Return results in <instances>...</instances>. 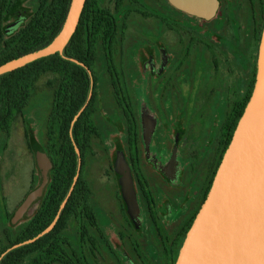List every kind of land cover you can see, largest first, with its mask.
I'll list each match as a JSON object with an SVG mask.
<instances>
[{"label": "rangeland", "instance_id": "374dc122", "mask_svg": "<svg viewBox=\"0 0 264 264\" xmlns=\"http://www.w3.org/2000/svg\"><path fill=\"white\" fill-rule=\"evenodd\" d=\"M97 1L117 24L114 58L134 109L139 171L154 204L149 207L131 166L126 122L112 96L98 42L91 68L95 133L84 169L98 230L90 226L88 241L81 245L78 218L71 217L62 233L63 249L85 264H173L223 155L224 121L255 79L260 44L254 34L264 0H215L209 17L177 9L167 0H140L154 14L148 17L138 1ZM8 8L0 22V51L11 47L36 15L39 0H9ZM155 14L166 16L171 26ZM52 66L47 61L33 73L25 104L0 132L4 245V231L16 239L48 191L54 164L46 139L48 119L53 106L61 104L62 84Z\"/></svg>", "mask_w": 264, "mask_h": 264}, {"label": "trees", "instance_id": "16d2710c", "mask_svg": "<svg viewBox=\"0 0 264 264\" xmlns=\"http://www.w3.org/2000/svg\"><path fill=\"white\" fill-rule=\"evenodd\" d=\"M70 1L39 0L36 15L26 28L13 38L12 46L0 51V65L48 46L63 27ZM123 1L127 3L138 1L139 5L149 12L146 17L150 14L154 15L140 0ZM8 4L9 0H0V22L5 14L10 13ZM155 15L168 28L171 26L166 16ZM263 26L264 4L261 7L260 24L254 34L257 44L261 42ZM116 33L117 24L112 13L101 8L97 0H86L76 31L61 53L36 60L0 76V132L6 129L13 113L25 104L28 97L29 79L39 66L50 61L52 67L59 70L62 83L59 94L61 104L53 106L48 119L46 139L54 161L48 191L39 208L16 239H12L10 230L4 231L8 245L0 241V264H25L29 258L31 259L28 264H52L55 261L61 264H85L82 259L77 258L73 251L68 252L63 249L62 233L71 217L78 218L81 245L88 241L90 226L98 230L97 219L89 200L90 189L84 174L85 155L89 148L90 138L95 133L93 124L96 97L95 78L91 68L96 60L98 42L101 43L103 50L112 96L126 122L130 163L136 172L149 207H153L154 200L138 166V129L134 109L123 88L114 58L117 44ZM2 39L0 32V44ZM253 84L252 79L246 97L232 108L224 121L221 132L223 153L249 100ZM76 149L80 151V156L77 155ZM79 163L78 180L68 196ZM66 198L65 206L60 209ZM56 217L54 228L49 233L40 235ZM30 240L33 241L28 242ZM89 243L96 245L92 239Z\"/></svg>", "mask_w": 264, "mask_h": 264}, {"label": "water", "instance_id": "95a60500", "mask_svg": "<svg viewBox=\"0 0 264 264\" xmlns=\"http://www.w3.org/2000/svg\"><path fill=\"white\" fill-rule=\"evenodd\" d=\"M85 1L71 0L63 27L51 43L0 65V76L61 53L76 31ZM170 1L191 13L209 17L215 0ZM76 153L80 156L78 149ZM79 172L80 163L68 196ZM29 202L30 199L24 208ZM66 202L67 198L60 209ZM56 219L40 235L49 233ZM173 264H264V26L249 100L209 190L177 248Z\"/></svg>", "mask_w": 264, "mask_h": 264}, {"label": "crops", "instance_id": "0c3cea01", "mask_svg": "<svg viewBox=\"0 0 264 264\" xmlns=\"http://www.w3.org/2000/svg\"><path fill=\"white\" fill-rule=\"evenodd\" d=\"M167 1H168L172 6H174V7L177 8V9H180V10H182V11H186V12H190L189 10H186V9H184V8H181V7H179V6L174 5L173 3H171L170 0H167ZM215 8H216V1H214V7L212 8V13L214 12ZM190 13H191V12H190ZM191 14H194V13H191ZM168 171H170V167L168 168Z\"/></svg>", "mask_w": 264, "mask_h": 264}, {"label": "flooded vegetation", "instance_id": "af4514ba", "mask_svg": "<svg viewBox=\"0 0 264 264\" xmlns=\"http://www.w3.org/2000/svg\"><path fill=\"white\" fill-rule=\"evenodd\" d=\"M91 205V204H90ZM92 207V206H91ZM96 216V215H95ZM97 219V218H96ZM97 224H98V221H97ZM104 236V235H103Z\"/></svg>", "mask_w": 264, "mask_h": 264}]
</instances>
